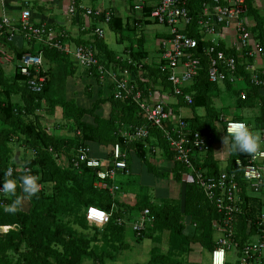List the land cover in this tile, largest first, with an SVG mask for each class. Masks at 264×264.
<instances>
[{"label":"trees","instance_id":"trees-1","mask_svg":"<svg viewBox=\"0 0 264 264\" xmlns=\"http://www.w3.org/2000/svg\"><path fill=\"white\" fill-rule=\"evenodd\" d=\"M203 1L205 0H191L190 8L195 17L199 16ZM249 7L250 14L252 8L250 2ZM151 11V7H146L144 24L152 22L149 19ZM103 17H96L94 22L104 20ZM82 19L81 23H83ZM39 23L43 22L38 21L37 24ZM46 23L48 27H54L53 23ZM111 23L113 29L120 37H123L127 30L137 32L142 19L136 20L134 23L128 21L124 24L121 17L113 14ZM1 32L3 33V30L0 29ZM8 35L3 34L4 39L7 40ZM196 36L200 39L199 50L208 45V42L202 40L201 35L197 34ZM260 37L264 45V32L260 33ZM144 43L145 39L141 37L137 50L132 49V53L129 55L132 61L137 64L133 66L129 64L128 60L117 59V54L107 49L104 39H97L94 42L100 62L106 67L112 68L116 63L117 66L120 64L137 71L140 69L138 65H143L141 70H144V74L149 77V80L148 82L135 80L139 88L147 92L150 87L153 89L157 84L171 86L159 66L151 67L144 62L148 55ZM30 45H32L31 48H29ZM8 46L15 54L16 60H19L25 53L35 51L37 42L32 41L25 45L22 43L21 46L8 42ZM37 47L40 48L41 45ZM222 47H224L223 43ZM42 48L45 59L53 61L71 59L48 45H43ZM71 62L75 63L72 59ZM207 67V59L204 56L198 76L192 84L184 89L193 94V103L188 104L179 98L182 105L191 107L193 110L206 109V121L201 122L197 114L186 118L192 129L199 130L208 138L206 149L204 151L195 150L192 160L197 168H202L208 175L219 174L224 170L234 172L236 160L238 158L245 159L249 154L233 152L230 141L227 165L224 170L219 165V161L214 158L213 149L218 134L224 136L226 131L225 115L223 111L217 110L214 99L222 92V86H224L227 93L232 91V94L237 96L239 106L243 108L259 107L260 113L255 116V122L247 119L248 116L233 117L232 119L243 120L249 128L251 127V130L259 131L262 134V140H264V87L254 86L250 82L251 73L246 71L244 64L239 65L238 73L244 77V82L249 83L250 87L237 90L232 89L237 83H231L229 80L222 84L211 82ZM89 72L96 74L97 79L101 80V75L97 70H88ZM44 74L48 76L44 90L34 93L28 90L27 78L20 73L17 66L11 77L5 75V68L1 72L0 185H2L3 178L15 179L18 184L17 196H19L20 177L26 173L27 168H31V173L39 177L40 192L30 198L34 203L31 213L23 211L21 208L15 213L6 212L5 209L15 197L0 193V226H5L4 230H8V226H11L7 232H0V264H86L89 259L99 264H108V260L117 258L122 251L130 246L126 241L127 227H125V223L138 219L145 209L150 210L152 221L141 235H136V238L138 242L150 238L156 243L153 246V256L146 264H187L190 261L188 255L193 250L192 245L197 243L212 252L217 247V239L220 236L214 225H221L226 215L207 198L196 181L185 179L186 175L191 174V169L176 159L175 153L170 149L162 132L152 128L150 138L136 140L132 143L125 142V139L120 135L121 129H129L131 126L146 123V119L140 114L137 103L132 99H117L114 96L113 87V94L108 97L113 102V113L110 118H104L95 113L104 101L103 99L98 98L93 102L94 106L88 108L76 104L71 99L56 98V91L52 85L54 75L51 69L47 68ZM243 91L246 92L245 97H242ZM20 93L24 102L14 99V96ZM44 100L50 102L53 110H56L58 106L62 108L63 113L60 115L67 122H60L55 130L62 134L65 132L64 136L53 135L42 124L41 115L37 113V109ZM175 107L174 111H178V106ZM87 114L94 115L95 121H88ZM91 142L101 144L103 147L101 153L106 149L103 158L107 159L111 158L116 142H120L127 150L128 167L119 171L114 181L120 186L116 196L110 190H100L95 187L94 183L99 179L97 170L88 167L86 163H81L80 166L75 164L79 159L78 149L80 146H89ZM16 145L32 152L22 164L14 162L13 159ZM157 146L162 147L165 158L174 162L171 171L161 172L159 167L151 162L150 157L156 155L154 149ZM132 150L137 158L146 163L145 165L152 174L166 177V179H174L176 182H185L184 197L174 199L165 195L161 200H154L150 196L151 191L148 190L147 193L145 190L144 183L140 184V189L143 190L141 193L136 187L135 189L129 188V184L133 187V181L137 174L136 165L131 156ZM62 156L67 157L68 161L65 165L60 164ZM262 165L264 168V159ZM10 168H13V175L9 177L6 174ZM238 174L241 176V171ZM124 176L129 179L123 180ZM110 183L113 181L111 180ZM50 184L52 190L49 192L47 185ZM240 184L245 185V182L241 181ZM244 185L242 187L244 202L241 204V210L234 216L230 237L232 246L228 248L229 254L236 250V259L233 261L228 257L227 264H241L242 257L246 256L245 248L253 241L254 237H257V222L264 210V189L258 194L250 192ZM125 189L135 197H121L120 193H123ZM90 205L108 211L113 210L111 220L102 227L91 224L87 216ZM119 219H123L125 223L120 224ZM91 227L94 228L95 233L89 235ZM167 233L170 245L168 250H164L161 241ZM99 241H102V244H98ZM251 259L254 264H264V256L257 260L254 257Z\"/></svg>","mask_w":264,"mask_h":264},{"label":"built area","instance_id":"built-area-1","mask_svg":"<svg viewBox=\"0 0 264 264\" xmlns=\"http://www.w3.org/2000/svg\"><path fill=\"white\" fill-rule=\"evenodd\" d=\"M64 1V0H57ZM191 0H161L152 8L149 19L153 22L170 27V38L161 44V60L158 66L171 83L172 93L178 99L182 98L188 104L193 103V94L184 89L192 84L198 76L202 67L204 56L208 64V76L211 82L224 83L229 80L237 83L244 82V77L238 73L239 65H245L250 74L251 83L254 86L264 87V67L257 65L256 61L264 57V45L261 39L256 38L252 26L248 21L250 11L247 0H205L198 17L192 14L190 8ZM137 8H142L137 6ZM68 12L73 19L79 20L80 15L103 17L104 22L110 23L113 13L104 9H94L87 6L83 0H68ZM235 28L236 40L233 45H224L220 34L224 29ZM87 25L82 30H88ZM0 78L1 72L6 65L16 61L20 73L25 76L27 88L34 93L42 92L46 86L48 76L44 74L45 55L42 48L48 45L69 56L75 63L88 70H97L102 78L106 75L111 77L114 87V96L117 99H132L139 106L140 114L146 119V123L139 126H131L129 129H121L120 135L125 142L132 143L136 140L147 139L151 136L152 128L162 132L163 137L175 153L176 159L185 163L191 169L188 179L196 181L209 200L214 202L226 217L221 225H215L220 236L217 239V247L211 252V264H227L228 248L232 243V225L234 216L241 210L244 202L242 195L245 182L250 192L258 194L264 189V150H259L245 159L236 160V170L228 172L221 171L219 174L208 175L202 168H197L192 160L195 150L204 151L207 146V136L199 130L192 129L190 123L182 113H176L169 103L164 101H151L148 93L139 88L133 72L129 67L118 69L116 64L108 69L100 62L98 50L94 44L97 39H105V29L97 26L92 28V38L82 44L72 46L69 44L70 33L60 28L48 27L46 22L39 23L32 20V12L24 10L19 16L4 14L0 19ZM192 30V33H191ZM3 34H9L7 40ZM20 34L23 42H37L36 50L25 53L21 59L16 60L14 53L8 46V42L15 43L16 35ZM201 35L203 41L208 45L200 48ZM8 41V42H7ZM21 46V45H20ZM32 45L29 46L31 48ZM130 65L137 64L132 60ZM142 64L138 67L141 69ZM246 92H242V97ZM226 120V127L229 121ZM264 136V131H263ZM79 159L75 162L77 166L86 163L88 167L97 170L98 178L94 185L100 190H110L114 196L118 193L120 186L114 181L118 172L127 169V150L120 142L114 144L111 158L104 160L91 155L88 145L80 146L78 149ZM27 171H32L27 168ZM241 171V176L238 172ZM13 175V168L8 173ZM113 183H110V181ZM113 215V210L108 211L100 207L90 205L87 210L88 220L91 224L100 227L107 224ZM120 224L125 223L123 219L118 220ZM152 221L151 212L145 209L142 215L125 223V227H131L136 235H141ZM258 238L252 241L246 248V256L242 257L241 264H254L251 258L260 259L264 256V210L257 222Z\"/></svg>","mask_w":264,"mask_h":264},{"label":"crops","instance_id":"crops-1","mask_svg":"<svg viewBox=\"0 0 264 264\" xmlns=\"http://www.w3.org/2000/svg\"><path fill=\"white\" fill-rule=\"evenodd\" d=\"M160 1L161 0H83V2L87 6H90L94 9H104V10L111 11L115 16L121 17L123 19L124 24H126L128 21H129V23H134V21L142 19V23L139 25L138 29L143 28V27L153 23V21L149 24L143 23L144 22L143 20H144L145 9H146V7L153 8ZM247 1H248V3L250 2V5L252 7L251 13L248 15V21L252 26V30L254 31L256 38L261 39L260 33L262 34V32H264V0H247ZM137 6H141L142 8H137ZM24 9L30 10L32 12V19L35 22H38V21L50 22V23L54 24L55 28H60V30H67L71 35L68 42H69V44H72V46L85 43L89 39H91L92 34L90 32L93 30L92 26L103 27L105 29L106 36H107V28L110 29V31L114 32L113 34L117 35L116 36L117 38H115V40L117 43L121 44L123 46V48L121 50H118V49L112 47L111 46L112 41L108 40V38H107V41H106V39H104V42L106 43L107 49L109 51L116 53L117 59H121V61L132 60L129 57V55L132 53V49L137 50L138 41L142 37L143 39H145L144 48H145L146 52L148 53L147 59H145L144 62H146L148 64V66H151V67L158 66V64L161 60V51H162L161 44L164 40L170 38V32H171L170 27L161 24L160 29L153 30L154 36H152V37H154L153 38L154 45L152 47H154V48L151 49L152 47L149 48L146 45L147 44L146 43L147 37H146L145 32L142 35H140V34H138V32H134L133 30H127L126 33H124V36L120 37V35L117 33V31L114 30L113 27L111 26V24H112L111 22L106 23L103 20L99 21V22H94L96 17H93V16L89 17V16H85V15H80L79 20H77L76 18L73 19L72 16L68 12V0H64V1H57V0H0V18L4 14H11V15L20 14L21 11H23ZM136 11H139L140 15L137 14ZM81 19L83 20V23L80 22ZM83 25H87L89 27L88 30H82ZM90 29H92V30H90ZM18 36H17L18 38H17L16 43L20 44V45L23 43L25 45V42H23L22 37L20 35H18ZM106 36H105V38H106ZM219 36H220L222 43L224 45H228V46L233 45V42L236 40V32H235L234 26L232 28L224 29ZM256 63L259 66L264 67V57L259 58L256 61ZM59 65H60V73H62V74L64 73L66 76L71 75L72 77H80V76L84 77L87 80L86 82L88 83L86 87L87 88L89 87L90 89L95 87V90L101 94L99 99L104 98L103 100L106 102V100L109 99L108 97H110L113 94V84H112L110 76L106 75V77H104V78L101 77V80H99V79H97L98 76L96 74H91L90 72L88 73L87 69L80 68V66L76 65L75 63H72L71 59H69V58L67 60H60V61H53L50 59L45 60V68L46 69L50 68L52 73L55 71L56 67H58ZM118 66H119L118 69H120V70L121 69L123 70L125 68L124 66H122L120 64H118ZM15 68H16V66H15ZM15 68H14V71H15ZM107 68L112 69L113 67L112 68L107 67ZM132 72H133V76H132L133 79H135V80L139 79V80H143L144 82H146V81L148 82L149 77L144 74V70L138 69L137 71L132 70ZM5 75L7 77H11L14 74H12L11 71L6 72V66H5ZM53 75H54V73H53ZM92 78H94V80H92ZM225 88L226 87L222 86V92L220 94H218V97H216L214 99L216 104H218L217 100L223 101L222 94H224L226 92ZM149 91L151 93L150 94L148 93L147 95L151 101H164L166 103H169L172 106V108H176L175 106H178V108H177L178 111L175 110L176 113H182L185 117H193L195 114H197V115H199L201 122H203V118H206V111L199 112L198 109L193 110L191 107L182 105V103H180L178 101V99L173 95L172 89H171V87H169V85L167 86V85L157 84L156 87L153 89L150 87ZM91 92L92 91L90 90V93ZM106 92L108 93V96H104V94ZM20 94L15 95L14 99H17L18 102H21V101L24 102V98L22 97V94L21 95ZM226 96H227V94H226ZM222 101H220V103H222ZM216 108H217V110L222 111V108H219L217 105H216ZM245 109L248 111L249 114H252L253 112H255V114L258 115L260 113L259 107L256 109L255 108H245ZM102 110L105 111L104 115L101 113ZM53 113L54 112L48 111L47 112L48 115H45V114L41 115V122L44 126L47 127L48 131H49L50 125L51 124L53 125V123L50 122V118H52V116L54 115ZM95 113L100 114L104 118H110L112 116V113H113V102L110 105L107 104L106 107H105V105L103 107V105L101 103L100 107L98 109H96ZM55 114L58 115V117L60 115L59 113H55ZM91 117L93 118V121H90V122H94L95 121L94 115H91ZM87 118H89V117L86 116V119ZM224 120H227V119L225 118ZM54 124H60V121L56 122ZM47 125H49V126H47ZM49 132L53 133V135H57V131L55 129L53 132H51V131H49ZM101 148H103V147H101L100 145L99 146L98 145L93 146L94 151H93V153L91 152V155L98 157V158H102L104 160H107V158H103V157H105L106 149L103 153H101V150H102ZM260 150H264V143H262ZM154 152L156 153V155L150 157L151 162L154 163V165L158 166L159 170L161 172L171 171V169L174 167V162L172 160H168L167 158H165L164 151H163L162 147L161 146L155 147ZM226 153L227 152L222 151L216 157H214L216 160L219 161V165L221 166V168H225V166L227 165L228 154H226ZM160 155H162L164 157V159ZM131 156H132V159L134 161V164L136 165V172H137L136 176L139 174H142V175H151L152 174L149 171L148 167L145 165L146 163L144 161H142L140 158H137V156H135L133 150L131 152ZM62 157H61V160H63L64 163H67V161H68L67 157L66 156H62ZM13 159H14V157H13ZM132 164H133V162H132ZM161 167H163V168H161ZM152 175H154V174H152ZM171 177H172V175H171ZM186 177H187V175H186ZM158 178L159 179H166V177H163V176H158ZM129 188L132 189L130 184H129ZM124 192H128V191L125 189V191H123V193ZM21 194H22V190H20V195ZM165 195H167V192L164 193L163 195H161V197H163ZM33 207H34V203L29 198V199L24 200L21 209L23 211L31 213L33 210ZM132 221H134V220H132ZM215 225L217 226V224H215ZM3 227H5V226H0V232H2V231L7 232L11 228V226H8L9 229L4 230ZM126 229H127V233H126V241H127L128 236H129L128 234H130L133 231H132L130 226L127 227ZM217 232L219 233L218 230H217ZM130 238H131V240H130L131 242L136 240V236H135V238H133V236L131 235ZM146 239H150V238H146ZM146 239H144L142 241V243L144 242L146 244L148 242H151V244H152L151 247H153V242L155 243V240L150 239L151 241H146ZM256 239H257V237H256ZM165 240H167L166 246H165ZM127 242H129V241H127ZM161 242H162L161 244L163 246V249L168 250V247L170 245L168 233L164 235ZM197 244H199L202 247V250L204 249V247L200 243H197ZM197 244L192 245L193 250L188 255L190 257L193 254V256H191L193 259H194V253L195 254L197 253V250H194V246ZM207 252L210 253L208 255V258H209L208 264H210L211 252L210 251H207ZM200 253H202V251ZM200 253H199V257H198L199 259H201V255H202V254L200 255ZM119 258H121V255L117 256V258L113 259L114 261H112L111 263H108V264H116L114 262L117 261Z\"/></svg>","mask_w":264,"mask_h":264},{"label":"rangeland","instance_id":"rangeland-1","mask_svg":"<svg viewBox=\"0 0 264 264\" xmlns=\"http://www.w3.org/2000/svg\"><path fill=\"white\" fill-rule=\"evenodd\" d=\"M137 14L140 15L139 11H136ZM160 25L159 23L153 22L150 25H147L143 28H139L138 29V34L142 35L144 32L146 34L147 40H146V45L151 48L154 43H153V30L155 29H160ZM232 28V27H231ZM114 32L110 31V29L107 28V36H106V41L107 38L108 40H111V46L121 50L123 48V46L119 43L116 42L115 38H117L115 34H113ZM154 47H152L151 49H153ZM150 49V50H151ZM16 61L11 62L9 65H6V72L11 71L12 74H14V68L16 66ZM258 65V64H257ZM52 68V67H51ZM80 68L82 69H86L83 66H80ZM54 73V78L53 80V89L56 91L55 93V97L56 98H60L63 97L66 100L71 99V101L75 102L76 104L82 105L84 107H93L94 106V101H96L99 97H100V93L97 92L94 88H87V80L84 77H72L70 76H66L64 73H60V65L58 67H56ZM92 80H94V78H92ZM169 85V84H168ZM169 87L172 86L169 85ZM248 88L250 87L249 83H245L243 81L238 80L237 84H235L232 89L237 90L239 89H243V88ZM89 90H91V93ZM88 91V92H87ZM227 91L222 94V100H217L216 104L219 108H222L223 114L225 115L226 119H232L233 117H242V116H248L246 117L247 119H251L253 120V122H255V112H253L252 114H249L248 111L239 106L237 104V96L232 94V91L227 93ZM104 96H108V93L106 92L104 94ZM227 97V98H226ZM104 99V98H102ZM220 101H222V103H220ZM216 103V102H215ZM110 104H112V100L111 99H107L106 102L102 101V105L105 107ZM38 107V106H37ZM258 108V107H256ZM255 108V109H256ZM55 109V108H54ZM199 112H204L206 111L205 108H198ZM54 112L52 118H50V122L53 123V125L51 124L49 127V131L53 132L55 127L60 125V124H54L56 122H67V120L65 118H62L61 115H56L55 113H59L62 114L63 110L60 106H58L56 108V110H53V108L50 106V102L47 101H43V104H39V107L37 109V113H39L40 115H48L47 112ZM101 113L104 115L105 111L102 110ZM248 113V114H247ZM89 121H93V118L91 117L90 114L86 115ZM224 118V119H225ZM55 119V120H54ZM207 118H203V121H206ZM65 125V124H64ZM49 126V125H47ZM253 126L255 127V124H253ZM251 128V127H250ZM59 129V128H58ZM254 132H259L256 129H253ZM65 132H63L64 134ZM260 133V132H259ZM62 133H60V131H57V135L60 136H64ZM229 142H230V138H229ZM229 142L225 144L224 142V136H220V134H218L217 137V141H216V145L214 146L213 149V154L214 157H216L220 152L224 151L227 152L229 151ZM101 146V144L98 143H93L91 142L89 144V147L91 148V152L93 153L94 149L93 146ZM110 148V147H108ZM161 151V150H160ZM162 152V151H161ZM226 153V154H227ZM32 154V152L28 149H25L24 147H21L20 145H16L15 146V150L13 152V157H14V162H17L19 164H22L24 162V160L26 159V157L30 156ZM222 155V154H221ZM250 155V154H249ZM163 159L164 157L162 155H160ZM223 156V155H222ZM224 157V156H223ZM61 158V157H60ZM63 158V157H62ZM60 164L65 165L66 163L63 162V160H60ZM166 164V163H165ZM163 168V167H161ZM160 168V169H161ZM225 169V168H222ZM155 175V174H154ZM142 175L139 174L136 176V178L133 181V187L132 189H134L135 187L139 190V193H141L140 189V184H143V186L145 187V190L148 193V190L151 191L150 196L151 198L155 199H160L161 200V195H163L164 193L167 192V195L170 198H174V199H179L183 198L185 195V182H176L173 179H159L157 175ZM157 176V177H156ZM123 180H128L129 177L124 176L122 178ZM131 179V177H130ZM186 180H188V177H185ZM2 186V185H0ZM48 191L50 192V190H52V185H47ZM2 195H6L1 193ZM121 197L123 198H134L135 196L132 193L129 192H124V193H120ZM71 219V218H70ZM91 231L89 233L90 234H94L95 230L93 227H91ZM128 239L127 241L128 244L130 245L129 248L125 249L124 251L121 252V258H119L117 261H115L114 263L116 264H137V263H141V264H146L150 261V259L153 256V247L151 242L148 243H142L138 242V239L136 238L135 241L131 242V238L130 236L132 235L133 238H135L136 234L134 232H131L130 234H128ZM146 241H151L150 239H146ZM98 244H102V241H99ZM167 244V240H165V246ZM156 245V243L153 242V246ZM194 250H197V253H194V259L191 257L193 256V254L188 258L190 259L189 263L187 264H208L209 262V258L208 255L210 254L209 252H207L208 250L203 249L202 247L197 244L194 246ZM202 251V253H200ZM120 252V251H119ZM199 253L201 255V259H199ZM228 257L230 258V260H235L236 259V250L231 252ZM203 259V260H202ZM114 260H108V263H111ZM211 262V261H210ZM86 264H99L98 262L89 259Z\"/></svg>","mask_w":264,"mask_h":264},{"label":"clouds","instance_id":"clouds-1","mask_svg":"<svg viewBox=\"0 0 264 264\" xmlns=\"http://www.w3.org/2000/svg\"><path fill=\"white\" fill-rule=\"evenodd\" d=\"M231 141V149L235 153H257L264 143L262 140V134L254 132L249 128L246 122L243 120H233L227 123L224 142L225 144ZM7 176H11V173H7ZM17 181L13 178H3L2 186H0V193L15 197L10 205L5 209L8 213H15L23 205L24 200L36 196L40 192L39 177L32 174L30 171H26L24 175L20 177L19 187L22 190V194L17 196ZM258 238V234H257ZM256 240L254 237L253 241ZM211 264V262H210Z\"/></svg>","mask_w":264,"mask_h":264},{"label":"bare ground","instance_id":"bare-ground-1","mask_svg":"<svg viewBox=\"0 0 264 264\" xmlns=\"http://www.w3.org/2000/svg\"><path fill=\"white\" fill-rule=\"evenodd\" d=\"M24 10H26V9H24ZM24 10H23V11H24ZM23 11H21V13H22ZM21 13H20V14H21ZM20 14H13V16H14V17H15V16H19ZM9 15H11V14H9ZM3 16H4V15H3ZM3 16H2V17H3ZM2 17H1V18H2ZM32 20H33V19H32ZM33 21H34V20H33ZM18 35H20V34H18ZM18 35H16V38H17ZM20 36H21V35H20ZM21 37H22V36H21ZM16 38H15V41H16ZM22 39H23V38H22ZM15 43H16V42H15ZM10 49H11V48H10ZM11 50H12V49H11ZM12 52H13V51H12ZM14 55H15V54H14Z\"/></svg>","mask_w":264,"mask_h":264}]
</instances>
